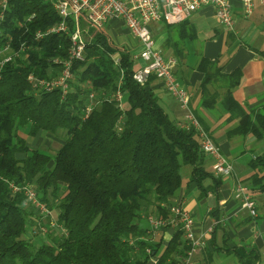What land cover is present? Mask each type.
<instances>
[{"label":"trees","instance_id":"trees-1","mask_svg":"<svg viewBox=\"0 0 264 264\" xmlns=\"http://www.w3.org/2000/svg\"><path fill=\"white\" fill-rule=\"evenodd\" d=\"M60 21L48 0H10L2 23L0 47L11 38L15 49L23 43L25 49L0 67V264H147L153 257V264H178L188 248L184 230L175 229L167 244L160 235L176 218L172 206L182 205L174 199L186 178L206 197L219 194L225 177L215 173L197 129L169 115L150 85L152 75L145 83L134 77L132 51L104 28L81 20L85 47L72 61L68 87L49 85L70 58L72 17L68 32H36ZM197 68L205 73L201 106L212 109L220 100L224 123L237 122L227 136L264 140V103L248 107L234 95L241 70L224 74L217 59L205 57ZM209 85L222 88V97ZM40 130L64 141L54 152L31 146L25 134ZM249 166L237 181L254 198L264 196V151ZM29 185L57 209L55 225L62 228L39 242L28 235L42 233L26 204ZM151 216L166 226L154 231ZM235 250L242 264H258L257 247Z\"/></svg>","mask_w":264,"mask_h":264},{"label":"crops","instance_id":"crops-1","mask_svg":"<svg viewBox=\"0 0 264 264\" xmlns=\"http://www.w3.org/2000/svg\"><path fill=\"white\" fill-rule=\"evenodd\" d=\"M230 1L236 21L234 30H228L220 23L211 5L195 11L182 23L152 25L157 47L165 57H175L177 60L174 71L191 94V109L199 111L214 141L234 166L233 174L224 178L218 195L210 192L206 197H201L196 185H187L186 178L174 199L192 213L197 232H205L207 235L208 246L195 253L193 264H242L235 250L241 246L249 249L257 247L261 254L258 264H264V218L261 217L264 196H255L258 208L256 218L241 207L234 196L237 179L244 178L251 172L249 161L264 151V140H257L253 136L229 138L226 131L237 122L224 123L223 118L227 114L222 113L221 101L212 109L201 106L203 98L200 84L205 73L197 68V64L202 57L217 59L224 74L241 70L240 83L233 89L239 101L248 107L264 103V4L256 0L253 13L245 16L242 0ZM123 25L119 18H112L105 26L116 34V39L111 38L118 45L135 52L139 49L138 39ZM143 65L144 61H136L138 68ZM150 79V85L155 88L169 115L180 122L187 121V110L166 89L163 82L154 75ZM217 85H209V89L212 92L218 88L221 98L224 90ZM41 140L42 138L37 140L35 137L33 142H37L29 144L38 147ZM249 145L257 148L259 153H245ZM210 160L213 162L212 158ZM216 214H219L221 220L217 227ZM145 220L148 223L147 217ZM174 232L175 228L170 226L160 231L163 244L169 242ZM154 259L155 257L151 258L147 264H153Z\"/></svg>","mask_w":264,"mask_h":264},{"label":"built area","instance_id":"built-area-1","mask_svg":"<svg viewBox=\"0 0 264 264\" xmlns=\"http://www.w3.org/2000/svg\"><path fill=\"white\" fill-rule=\"evenodd\" d=\"M52 3L58 14L61 16L59 24L49 28L46 32L37 31L36 36L42 37L45 33L54 31L68 32V19L72 17L74 30L71 32L72 46L70 58L64 62V70L61 76L49 83V85H60L66 91L67 79L71 76L70 67L73 59L82 58L84 41L82 39L81 17L91 25L104 28L112 18H119L124 25L130 29L138 39L139 49L132 52L136 61H144L134 73V77L141 83H145L149 76L155 75L160 79L166 89L180 102V105L187 110V120L193 125L201 137L202 149L213 158V169L216 174L229 177L234 172L233 163L221 151L218 144L206 132L198 118L191 109V94L177 78L174 68L177 64L175 57H165L160 48L156 45L153 35V24L166 25L179 24L190 18L200 8L211 5L220 23L228 30H234L235 18L233 5L230 0H48ZM256 0H242L245 16H250L255 7ZM264 4V0H259ZM10 0H0V34H2V23L5 20L6 11ZM9 38L0 47V67L5 62L18 57L25 49L24 43L19 48H14ZM30 78H33L30 76ZM121 99V94H118ZM90 108H88L89 110ZM28 199L35 202L37 206L44 209V205L38 200L37 193L31 185L25 187ZM14 189L19 187L14 185ZM234 196L247 209L251 216H257V202L248 191V187L238 180L235 185ZM46 210V209H45ZM176 218L170 221V226L175 229H183L187 240L188 248L185 254L180 257L178 264H193L195 253L208 246L207 235L197 232L196 224L192 213L179 203L172 206ZM152 229L157 231L166 222L163 219L150 217ZM217 222H215V225ZM211 230L213 228H210ZM156 259V258H155ZM154 259V261H156Z\"/></svg>","mask_w":264,"mask_h":264},{"label":"rangeland","instance_id":"rangeland-1","mask_svg":"<svg viewBox=\"0 0 264 264\" xmlns=\"http://www.w3.org/2000/svg\"><path fill=\"white\" fill-rule=\"evenodd\" d=\"M82 22L85 21V19L83 17H81ZM158 25H161L160 23H158ZM124 26V25H123ZM104 29L110 34V36L113 39H116V34L111 30H109L107 28V26L104 27ZM225 118V117H224ZM223 118V119H224ZM47 134V135H45ZM26 138L29 140V143H36L33 142L35 137H37V140H40V138H42L41 142L39 141V146L38 147H44L49 149L51 152H54L58 147H60V145L62 144V142L64 141L61 137L59 136H55L51 133H47L44 131H39L35 136H30L28 134H25ZM253 149V150H250ZM257 148H252V145L248 146V150L245 152L248 155L253 154V153H259L257 152ZM35 191V190H34ZM36 192V191H35ZM38 200L40 202H42L39 197H37ZM43 204H45L44 202H42ZM27 206L31 209H33L34 213L32 214V218L33 220L37 221V222H41V231L39 234L37 235H33L31 234V230L30 232H28V235H31V237L33 239H35L34 241L39 242L44 240V236L45 233H49L51 230H55L56 232H61L62 228H60L59 226L55 225L56 224V218H57V209H51L48 207V205L45 204L44 209L41 206H37V204L35 202H32L31 200H28V203H26ZM48 208V209H47ZM47 209V210H45ZM39 213H41V215H39ZM142 223L144 226H147V222L146 220H142ZM28 228L30 229L31 227L28 226Z\"/></svg>","mask_w":264,"mask_h":264}]
</instances>
